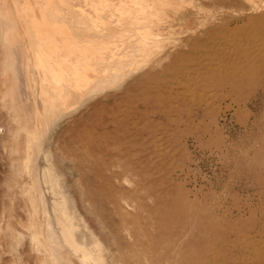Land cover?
Masks as SVG:
<instances>
[{
    "label": "rangeland",
    "instance_id": "rangeland-1",
    "mask_svg": "<svg viewBox=\"0 0 264 264\" xmlns=\"http://www.w3.org/2000/svg\"><path fill=\"white\" fill-rule=\"evenodd\" d=\"M37 27L89 75L122 67L61 111L44 145L55 196L105 264H264V0H0L4 137L8 110L33 131L27 113L43 112L37 60L50 55L23 32ZM1 152L0 204L16 195L21 233L27 199L45 232L37 193L18 197L15 154ZM16 236L0 238V264L18 248L38 263Z\"/></svg>",
    "mask_w": 264,
    "mask_h": 264
},
{
    "label": "bare ground",
    "instance_id": "bare-ground-1",
    "mask_svg": "<svg viewBox=\"0 0 264 264\" xmlns=\"http://www.w3.org/2000/svg\"><path fill=\"white\" fill-rule=\"evenodd\" d=\"M40 28L37 27V31H35L34 34L32 32L33 30H31L29 34H26L28 31L23 32L25 35H29L31 37H28V39L34 41V39H32L33 36H35L34 38H38L33 43L28 40V43L32 44L33 46H39V49H44V47H46L47 50L45 49L43 50V52H45L46 54L49 53L50 55L47 58L41 51L45 57L44 59L38 58L40 60H37L38 62H40V67L44 72V75H41L39 85L40 97L43 103V112L39 111V109L33 105L32 111L27 113V116L29 117L28 119L33 120V124L35 123L36 128L33 131L30 128L28 122L24 123L21 121L20 115H16L12 110H8V124H13L14 127L12 128L11 133L6 137L0 135V150L4 153L11 152L15 154L16 158L10 160V168L14 171V174H12L10 178L11 182L13 183L12 189H18L17 195L21 199H25V193L30 188H32L37 193L42 204V216L43 218H46V230L45 232L42 231L38 216L31 211L30 204L28 203L27 199H25L26 213L28 214L27 224L22 225V227L20 225V231L22 232H18L12 221L15 218L14 214L17 213V210L15 208L16 195L14 196L13 192H11L10 194L8 191V193L3 196V199H6L7 202L4 204H0V236L1 234L7 235V232L9 231L14 232L19 237V240H17L16 238V245H19L21 241L24 242L25 237H28L27 239H29L28 241L33 247L32 252H34V254L38 256H35L34 258L38 261L39 264H75L64 254V250L67 251L71 256H73V258L77 261L76 264H105L104 253H101V249L97 250L96 248L95 250V247H97L99 244L95 242V240L89 233V229H87L84 224L82 226L83 230H81V228L79 230L74 222L73 224L75 225H71L72 223L70 221L75 220V218L71 219L69 213L64 210L63 207H61V201L59 200L60 198L58 199V197L55 196V191L56 189H58V187L55 189L53 187V184L51 183L52 181H50L53 174L51 176L49 171L50 167L48 168V163L46 164L49 155H47L48 158L46 159L47 152H45L46 149H48V146L52 143L50 141L51 144L49 143L48 146L44 145H47V136H50V132L55 130L54 127L58 124L57 120L59 113H61V111H65V109H67L75 99H78L82 96L83 91H88L94 85V83L98 87L99 85L105 83L106 80L109 79L108 77L120 75L118 73L121 71L122 67H120V65L116 63L107 64L95 69V75H89L90 72L88 73L87 70L88 66L75 68V66L71 64V62H73L72 58H66L68 52H62V50L56 49L59 47L58 44H60V41H57L60 36L56 38V36L54 35L55 33L51 32L52 29L49 30L50 28H45L43 31L42 29L40 30ZM55 30L56 29H54V31ZM12 38L13 35L10 36L8 40L10 44L14 43L11 41ZM40 41L43 42L40 43ZM78 42L80 41L78 40ZM57 45L58 47H56ZM52 47H56V50H52ZM65 50L73 49L65 48ZM35 52H38L40 54V51L38 50H35ZM51 53L55 55L52 56ZM66 53L67 55L64 56L65 58L60 59V54L64 55ZM79 62L81 61L79 60ZM75 63H77V61ZM121 63L125 62L121 61ZM42 69H40V71ZM75 70H79V72H74ZM91 76L93 77V80L95 79L94 81L90 80ZM41 118L42 120L40 121ZM43 121L47 124L46 126H48V128L42 127L43 130H40L38 125L40 124V122L44 123ZM50 121L51 125L48 124ZM49 138L52 139L51 137ZM49 147L51 148V146ZM53 169L54 168H52V170ZM55 171L58 170L55 169ZM58 176L57 178H59ZM57 180L60 181L59 179ZM7 189L8 188H6V190ZM76 232H79V234H81L82 242L80 241V243H77L75 239ZM1 243L2 242L0 240V244ZM13 263H15L14 260Z\"/></svg>",
    "mask_w": 264,
    "mask_h": 264
},
{
    "label": "crops",
    "instance_id": "crops-1",
    "mask_svg": "<svg viewBox=\"0 0 264 264\" xmlns=\"http://www.w3.org/2000/svg\"><path fill=\"white\" fill-rule=\"evenodd\" d=\"M21 243H24V242H22L21 241ZM15 244V243H14ZM22 244H20L19 245V247L21 246ZM17 246V245H16ZM19 249V248H18ZM18 249H17V252H14V254H15V257L13 258V259H11V260H9L6 264H29V262H28V253L26 252V256H24L21 252H19L18 251ZM6 250H7V248H6ZM26 250V249H25ZM24 251V250H23ZM12 254V253H11ZM18 256H20V257H18ZM17 258V259H16ZM20 258V259H19ZM32 258H34V257H32ZM13 260H14V262L15 263H13ZM19 261V262H18ZM30 264H38L37 262H35V263H30Z\"/></svg>",
    "mask_w": 264,
    "mask_h": 264
}]
</instances>
